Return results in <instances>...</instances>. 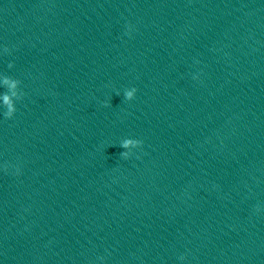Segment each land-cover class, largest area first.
<instances>
[{"label":"clouds","instance_id":"clouds-1","mask_svg":"<svg viewBox=\"0 0 264 264\" xmlns=\"http://www.w3.org/2000/svg\"><path fill=\"white\" fill-rule=\"evenodd\" d=\"M5 83L6 84L8 83L7 79H5ZM12 87H15V82H12ZM136 91H137L136 88H132V90L126 91L125 92V99L128 100V101L133 100L134 97H135ZM3 99H4L5 105H7L9 107V111H8V113H6V117L11 116V113L13 111H15V109L11 107V103H10L8 95H5L3 97ZM132 143H137V144L142 145V141H140V140H136V141L124 140L123 143L120 146L123 147V148H127ZM121 156H126V153H121Z\"/></svg>","mask_w":264,"mask_h":264}]
</instances>
